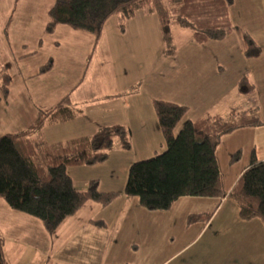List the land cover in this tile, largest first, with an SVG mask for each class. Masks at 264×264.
Segmentation results:
<instances>
[{
  "label": "rangeland",
  "instance_id": "374dc122",
  "mask_svg": "<svg viewBox=\"0 0 264 264\" xmlns=\"http://www.w3.org/2000/svg\"><path fill=\"white\" fill-rule=\"evenodd\" d=\"M54 2L0 0V66L6 65L10 75L7 97L0 89V135L28 128L40 110L70 93L76 117L48 124L32 135L37 144L45 142L41 156H46L45 147L65 145L72 138L92 135L99 127L113 124L127 127L131 146L125 148L116 135L105 161L68 167L78 189L84 190L92 179H98L101 190L119 195L105 207L85 201L54 234L39 218L11 208L0 196V237L10 264H162L185 244L194 257H204L203 249L195 250L209 242L206 222L188 223V215L214 213L218 201L189 196L180 208L148 209L127 192L133 187L129 168L133 162L167 149L154 99L190 106L178 129L187 118L219 112L227 116L233 108L256 104L252 92L245 93L235 84V76L245 68L244 38L236 32L224 40L199 44L191 29L172 24L176 50L169 54L158 16L147 8L129 19L110 16L98 40L92 32L61 23L48 32V11ZM49 60L50 69L40 73ZM222 79L233 85L215 99L213 84ZM200 81L210 82L206 93L203 86L196 87ZM243 133L225 135L217 148L226 190L251 159L245 147L241 157L231 161L241 140L247 139ZM100 220L104 225L95 223Z\"/></svg>",
  "mask_w": 264,
  "mask_h": 264
},
{
  "label": "trees",
  "instance_id": "16d2710c",
  "mask_svg": "<svg viewBox=\"0 0 264 264\" xmlns=\"http://www.w3.org/2000/svg\"><path fill=\"white\" fill-rule=\"evenodd\" d=\"M233 2L55 0L48 11L45 28L52 32L57 24H67L94 33L98 40L110 16L118 14L129 19L137 10L147 8L157 14L166 52L172 54L176 50L172 24L191 29L193 40L199 44L224 40L238 31L230 16ZM242 33L244 56H259L261 47L248 33ZM51 66L52 61L49 60L39 72H46ZM9 82L7 67L1 65L0 89L5 97L9 93ZM239 85L245 93L253 94L256 91L255 84L247 74L240 78ZM253 101L256 102L255 96ZM153 107L167 149L131 164L129 182L133 187L127 191L128 194L137 196L140 203L151 210L169 209L183 196L229 197L238 204L240 218H259L264 224V160L252 154L249 164L232 187L226 190L217 157V148L225 135L241 128L264 124L258 103L246 109L233 108L227 116L214 114L187 118L180 129L178 126L190 109L188 104L158 98L153 100ZM75 117L76 110L70 93H67L54 106L40 110L28 128L0 135V196L11 208L39 218L50 234H54L61 223L85 201L94 200L105 207L119 195L117 191L101 190L98 179H92L86 189H78L68 167L105 161L116 135L121 136L125 148L131 146L127 127L113 124L99 127L92 135L72 138L65 145L53 149H46L44 145L46 156H41L40 149L45 142L40 140L41 143L37 144L32 135L41 132L48 124ZM241 155L242 148H239L233 153L231 161L238 160ZM212 215L213 211L193 212L188 215V223L198 220L208 222ZM95 223L104 225L102 220ZM3 243L4 239L0 237V264H9Z\"/></svg>",
  "mask_w": 264,
  "mask_h": 264
},
{
  "label": "crops",
  "instance_id": "0c3cea01",
  "mask_svg": "<svg viewBox=\"0 0 264 264\" xmlns=\"http://www.w3.org/2000/svg\"><path fill=\"white\" fill-rule=\"evenodd\" d=\"M230 16L234 24L239 28L238 31L232 34L238 32L239 36L242 35L241 37H243L242 32H246L261 47L259 56L250 58L244 56L245 68L241 75L235 76V84L239 87L240 78L246 74L255 84L256 91L253 94L260 107V116L264 122V0H234L230 6ZM209 83L200 81L196 84V87L200 89L203 86L206 89L204 93H206L207 87L211 85ZM214 83L211 95H214L215 99L221 98L225 91L233 85V81L229 82L224 79L221 82L218 80V82ZM236 132H244V138L247 135V139L245 141L241 140L243 144L239 146L243 152L246 149L245 147H247L251 155L255 154L257 159L264 160V124L241 128L230 133V135L236 134ZM241 171L236 172L232 178L231 187ZM188 197H180L168 210H172L174 207H182ZM210 198H213L211 199L212 201H218V205L210 220L205 223L206 225L204 224L206 227L205 233L209 235V242L195 250V253H197L198 250L203 249L204 257L198 255L194 257L193 250L190 252L191 254L189 253V244H185L166 261L172 258L173 260L180 258L174 261L173 264H264V224L261 219L243 220L241 218L239 219L241 223H238L236 215L240 218L239 206L233 199L229 197ZM254 247L256 250H254ZM187 252L189 254L184 256V253ZM5 256L10 264L8 256L6 254ZM190 257H192V260H189ZM166 261L162 264L166 263Z\"/></svg>",
  "mask_w": 264,
  "mask_h": 264
}]
</instances>
